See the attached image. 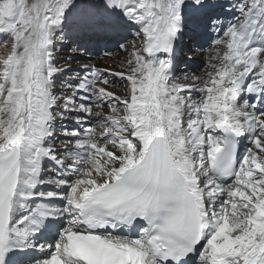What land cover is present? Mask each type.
Masks as SVG:
<instances>
[{"label":"snow or ice","instance_id":"snow-or-ice-1","mask_svg":"<svg viewBox=\"0 0 264 264\" xmlns=\"http://www.w3.org/2000/svg\"><path fill=\"white\" fill-rule=\"evenodd\" d=\"M0 38V264H264V0H0Z\"/></svg>","mask_w":264,"mask_h":264},{"label":"bare ground","instance_id":"bare-ground-1","mask_svg":"<svg viewBox=\"0 0 264 264\" xmlns=\"http://www.w3.org/2000/svg\"><path fill=\"white\" fill-rule=\"evenodd\" d=\"M0 39H2V38H0ZM3 51H6L3 47H1L0 48V55H2V52ZM68 52H70V51H68ZM62 53V52H61ZM64 53H66V52H64ZM85 53V52H84ZM82 54L83 55V59H78L79 60V62L78 61H75V62H71V63H69V64H71V67H72V69H75V70H78L79 71V73H80V75H81V72H82V70H80V64H82V63H86V62H88V61H92L93 59L95 60L94 62H98V63H96V64H98L97 66L98 67H105V66H109V67H112V68H118V65H116V64H114L113 63V61H119V60H122L123 59V57L126 55V53H124V52H113L112 53V50L111 51H108L107 52V54L108 53H110V54H108L110 57H111V59H107V58H105V59H101V57H105V55H100V56H92V55H87V54ZM72 56V55H71ZM79 56H81V55H79ZM200 59V58H199ZM68 60V59H67ZM74 60H77V59H74ZM201 60V59H200ZM202 63H203V61H202ZM113 65V66H112ZM193 66H192V64H191V62H189V64H188V66L184 69V71L183 72H190V69L192 68ZM183 72H181V73H183ZM69 74L72 76V78L76 75V72H69ZM109 79H112V80H114L115 79V77H112V76H109Z\"/></svg>","mask_w":264,"mask_h":264},{"label":"rangeland","instance_id":"rangeland-1","mask_svg":"<svg viewBox=\"0 0 264 264\" xmlns=\"http://www.w3.org/2000/svg\"><path fill=\"white\" fill-rule=\"evenodd\" d=\"M1 48V47H0ZM65 49H67V48H65ZM64 50V49H63ZM59 51L58 53H57V60H58V62H59V64H63L67 59H64L65 57H66V55H68L67 54V52L66 53H64L65 51ZM62 52V53H61ZM5 53V51H3L2 52V55ZM83 54V52L82 53H78V54H76L77 56H79V55H82ZM108 54H110V53H108ZM83 56V55H82ZM201 59V58H200ZM199 59V60H200ZM74 60V59H73ZM95 60L93 59L92 60V62L93 63H98V62H94ZM201 62H202V59L200 60ZM191 64H192V66H194V63L193 62H191ZM98 65V64H97ZM81 76H82V72H81Z\"/></svg>","mask_w":264,"mask_h":264}]
</instances>
